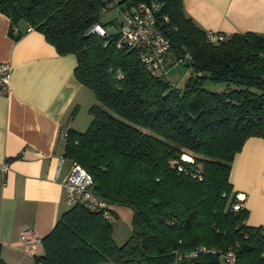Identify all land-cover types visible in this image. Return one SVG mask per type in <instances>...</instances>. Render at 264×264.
<instances>
[{
  "label": "trees",
  "instance_id": "obj_1",
  "mask_svg": "<svg viewBox=\"0 0 264 264\" xmlns=\"http://www.w3.org/2000/svg\"><path fill=\"white\" fill-rule=\"evenodd\" d=\"M112 1L0 0L9 33L18 38L24 22L58 53L74 55L75 77L96 98L86 130L65 131L62 156L91 174L108 215L69 205L41 237L33 264H222L209 249L226 247L236 250V264H264V227L246 223L248 210L230 181L245 140L264 138V33L213 42L182 0L118 1L122 12L159 3L156 25L170 43L165 65L183 61L192 70L176 87L167 71L146 68L137 47L118 45V29L107 31L113 20L101 14ZM94 23L104 34L90 31ZM207 80L224 90L207 89ZM115 205L132 210L121 244L109 221Z\"/></svg>",
  "mask_w": 264,
  "mask_h": 264
},
{
  "label": "crops",
  "instance_id": "obj_2",
  "mask_svg": "<svg viewBox=\"0 0 264 264\" xmlns=\"http://www.w3.org/2000/svg\"><path fill=\"white\" fill-rule=\"evenodd\" d=\"M182 3L185 14L208 32L264 33V0ZM17 26L21 33L15 38L0 13V62L12 65L11 90L0 95V165L8 166L0 169V259L33 264L42 244L29 251L20 233L29 229L42 237L68 208L62 185L70 167L62 156L65 131L86 130L96 98L75 77L74 55L58 53L24 22ZM230 181L248 210L246 223L264 227V138L245 140L233 158Z\"/></svg>",
  "mask_w": 264,
  "mask_h": 264
},
{
  "label": "built area",
  "instance_id": "obj_3",
  "mask_svg": "<svg viewBox=\"0 0 264 264\" xmlns=\"http://www.w3.org/2000/svg\"><path fill=\"white\" fill-rule=\"evenodd\" d=\"M157 2H138L126 9L123 20L118 27V45L126 44L139 49L141 61L152 73L166 71L165 57L169 51V40L162 34L156 25L155 11L158 9ZM91 32L104 34V28L99 23H94ZM224 33L208 32L210 41L224 38ZM12 65L9 62H0V95H7L11 90ZM7 163L4 161L0 169L5 171ZM92 176L82 166L72 163L65 178L62 181L64 187V201L69 205L83 204L95 210H102L108 215V202L99 196L92 187ZM241 199V198H240ZM242 204L236 203L235 209ZM20 239L32 251L34 243L39 242L41 237L29 229L20 233ZM210 252L217 254L222 264H236V250L233 247L211 248ZM187 255H195L194 252ZM264 257V251H262Z\"/></svg>",
  "mask_w": 264,
  "mask_h": 264
},
{
  "label": "rangeland",
  "instance_id": "obj_4",
  "mask_svg": "<svg viewBox=\"0 0 264 264\" xmlns=\"http://www.w3.org/2000/svg\"><path fill=\"white\" fill-rule=\"evenodd\" d=\"M121 0H113L110 3V8L101 14L103 22L113 20V23L106 25L109 33L115 32L118 29L119 23L123 20L124 13L119 9L117 2ZM167 79L176 87H181L186 82L187 78L192 74L191 68L183 61L172 62L166 67ZM204 86L212 91H222L225 84L215 83L207 80ZM187 158V156H186ZM117 216L110 215L109 221L113 227V239L117 244L123 243L131 234V219L132 210L126 206L115 205ZM113 264V263H107Z\"/></svg>",
  "mask_w": 264,
  "mask_h": 264
}]
</instances>
